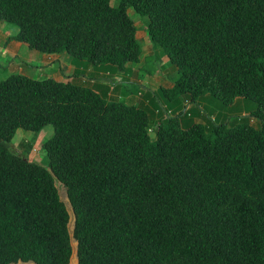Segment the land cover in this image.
Listing matches in <instances>:
<instances>
[{
    "label": "trees",
    "instance_id": "obj_1",
    "mask_svg": "<svg viewBox=\"0 0 264 264\" xmlns=\"http://www.w3.org/2000/svg\"><path fill=\"white\" fill-rule=\"evenodd\" d=\"M129 10L178 75L150 110L109 101L140 61ZM0 21L73 66L0 81V264H69L55 181L77 264H264V0H0ZM207 94L254 110L207 129L192 122ZM47 125L46 166L25 158L31 143L11 151L18 130Z\"/></svg>",
    "mask_w": 264,
    "mask_h": 264
},
{
    "label": "rangeland",
    "instance_id": "obj_2",
    "mask_svg": "<svg viewBox=\"0 0 264 264\" xmlns=\"http://www.w3.org/2000/svg\"><path fill=\"white\" fill-rule=\"evenodd\" d=\"M111 4L113 6L117 5V0H111ZM128 13L136 27V38L141 49L140 61L127 66L129 69V71L127 70L128 73H131L129 76V82L132 81V83L128 84L129 87L121 89V95L112 97V99H109V101L123 102L128 105H136L137 107L141 106L147 110H150V108H148L146 105H148L150 99L153 98L152 93L160 86L164 88L170 87L173 80L177 78L178 75L176 74L175 68L170 63H168L167 58L163 55L161 49L149 41L146 35V24L148 22L147 18L136 15L132 10H129ZM14 33H17V27L11 24H5L4 28L0 29V36L3 35L5 37H10ZM1 38L4 37H0V40ZM5 53L6 50L2 47L1 41L0 81L5 80L12 74H22L21 70L32 71L30 78L40 80L45 77H50L51 71H58L59 67L61 68V63L63 66H69L68 61L65 60L67 58L70 59V56L65 52L59 54L60 58L58 62L50 63L51 67H46V65L43 64V61H39L38 58L41 57L40 59H42L45 55L29 49L27 45L24 44L18 50V57L13 60L12 63L8 62V60L3 57ZM90 69L92 71H98L93 67H90ZM63 72H57L54 74V76H56V78H60L62 75L61 77L63 79L65 77V72ZM138 91L142 94H148L147 101L145 97L141 101L140 95L137 96L136 94ZM196 105H198L197 107L200 111L199 117H195L192 122L200 121L207 127V129H209L212 124L217 125L222 123H230L233 120L244 117L249 119L248 115L252 110H254L253 105L242 99H238L230 105H224L208 94L199 99ZM161 115L165 117L166 113L162 112V114H160L159 117L163 118ZM151 120H154L153 123L155 124V122L158 121V115L156 117L153 116ZM249 123L254 127L258 126V122L255 119H251ZM52 134L53 128L51 125L43 127V129L36 134L28 131L18 130L11 141V151L22 156L26 150V146L31 143L32 149L29 153H27L25 158H27L30 162H36L41 166H46L47 159L44 150L42 149V145L52 136ZM55 185L61 201L65 203L68 208H70L67 202V196L64 187L57 181H55Z\"/></svg>",
    "mask_w": 264,
    "mask_h": 264
},
{
    "label": "crops",
    "instance_id": "obj_3",
    "mask_svg": "<svg viewBox=\"0 0 264 264\" xmlns=\"http://www.w3.org/2000/svg\"><path fill=\"white\" fill-rule=\"evenodd\" d=\"M3 26V27H2ZM5 24H3L2 21H0V29L4 28ZM16 33L12 34L10 37H5V36H0V37H4V38H1L0 42L2 41V47L6 50V53L3 55V57L8 60V62L12 63L13 60H15L17 57H18V50L23 46L24 43H21V42H18L16 40L13 39V36L15 35ZM25 45V44H24ZM45 55V54H43ZM41 58V57H40ZM39 59V61H43V64L46 65V67L50 66V63L52 62H58L59 61V54H51V55H45L44 58L42 59ZM44 59V60H43ZM65 61H68V67L66 65L63 66V64L61 63V68L59 67V70L58 71H51V74H50V77H52L53 79L57 80V81H62V75L60 76V78H56V76H54L55 73L57 72H63L65 74V76H68V74L73 71V66L71 64V61L70 59H66ZM66 63V62H64ZM67 64V63H66ZM51 67V66H50ZM87 71H92L91 69H88ZM22 74L25 75V76H28L30 77V74L32 73V71H24V70H21ZM60 73V74H61ZM116 83H119L122 81L121 77L120 76H117L116 77ZM172 85V84H171ZM168 88V87H167Z\"/></svg>",
    "mask_w": 264,
    "mask_h": 264
},
{
    "label": "water",
    "instance_id": "obj_4",
    "mask_svg": "<svg viewBox=\"0 0 264 264\" xmlns=\"http://www.w3.org/2000/svg\"><path fill=\"white\" fill-rule=\"evenodd\" d=\"M61 200V198H60ZM68 205L70 207L69 201L67 199ZM65 208L69 214V222H68V231H69V236H70V243H71V247H72V253L70 256V260H69V264H77V257H76V242L73 240V225H74V220H75V216L73 213L72 208H68L67 205L64 203Z\"/></svg>",
    "mask_w": 264,
    "mask_h": 264
},
{
    "label": "built area",
    "instance_id": "obj_5",
    "mask_svg": "<svg viewBox=\"0 0 264 264\" xmlns=\"http://www.w3.org/2000/svg\"><path fill=\"white\" fill-rule=\"evenodd\" d=\"M149 132H150V133H152V130H151V129H149Z\"/></svg>",
    "mask_w": 264,
    "mask_h": 264
}]
</instances>
